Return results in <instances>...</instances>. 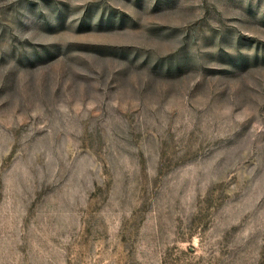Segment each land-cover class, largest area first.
Returning a JSON list of instances; mask_svg holds the SVG:
<instances>
[{
	"label": "rangeland",
	"instance_id": "rangeland-1",
	"mask_svg": "<svg viewBox=\"0 0 264 264\" xmlns=\"http://www.w3.org/2000/svg\"><path fill=\"white\" fill-rule=\"evenodd\" d=\"M0 264H264V0H0Z\"/></svg>",
	"mask_w": 264,
	"mask_h": 264
}]
</instances>
